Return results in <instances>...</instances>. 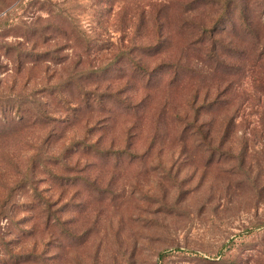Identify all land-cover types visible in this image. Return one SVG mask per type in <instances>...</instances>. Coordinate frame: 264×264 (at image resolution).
Segmentation results:
<instances>
[{
	"label": "rangeland",
	"instance_id": "obj_1",
	"mask_svg": "<svg viewBox=\"0 0 264 264\" xmlns=\"http://www.w3.org/2000/svg\"><path fill=\"white\" fill-rule=\"evenodd\" d=\"M0 264H264V0H0Z\"/></svg>",
	"mask_w": 264,
	"mask_h": 264
},
{
	"label": "trees",
	"instance_id": "obj_2",
	"mask_svg": "<svg viewBox=\"0 0 264 264\" xmlns=\"http://www.w3.org/2000/svg\"><path fill=\"white\" fill-rule=\"evenodd\" d=\"M175 1H176V2H180V3H182L183 0H175ZM195 118L197 119V116H194V119H195ZM187 124L190 125L189 123H187ZM191 125H192V124H191ZM199 127H200V125L197 126V129H198Z\"/></svg>",
	"mask_w": 264,
	"mask_h": 264
}]
</instances>
